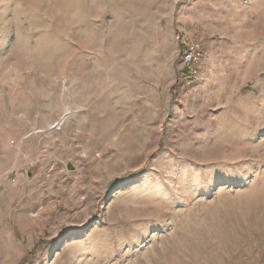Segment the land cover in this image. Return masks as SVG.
Masks as SVG:
<instances>
[{"label":"rangeland","instance_id":"1","mask_svg":"<svg viewBox=\"0 0 264 264\" xmlns=\"http://www.w3.org/2000/svg\"><path fill=\"white\" fill-rule=\"evenodd\" d=\"M0 264H264V0H0Z\"/></svg>","mask_w":264,"mask_h":264},{"label":"built area","instance_id":"2","mask_svg":"<svg viewBox=\"0 0 264 264\" xmlns=\"http://www.w3.org/2000/svg\"><path fill=\"white\" fill-rule=\"evenodd\" d=\"M203 46L199 41L186 40L184 49L182 50V58L184 62L192 67H196L202 58Z\"/></svg>","mask_w":264,"mask_h":264},{"label":"bare ground","instance_id":"3","mask_svg":"<svg viewBox=\"0 0 264 264\" xmlns=\"http://www.w3.org/2000/svg\"><path fill=\"white\" fill-rule=\"evenodd\" d=\"M115 86H117V85H115ZM119 86V85H118ZM117 86V87H118ZM113 88H115V87H113ZM116 90H117V88H116ZM117 93V92H116ZM99 110V109H98ZM113 111V110H112ZM87 127V126H86ZM88 129V128H87ZM89 130V129H88ZM70 131V130H69ZM90 131V130H89ZM92 133H95L94 131L92 132ZM81 134V133H80ZM97 138V137H96ZM93 139V138H92Z\"/></svg>","mask_w":264,"mask_h":264},{"label":"snow or ice","instance_id":"4","mask_svg":"<svg viewBox=\"0 0 264 264\" xmlns=\"http://www.w3.org/2000/svg\"><path fill=\"white\" fill-rule=\"evenodd\" d=\"M191 179H194V178H191Z\"/></svg>","mask_w":264,"mask_h":264}]
</instances>
